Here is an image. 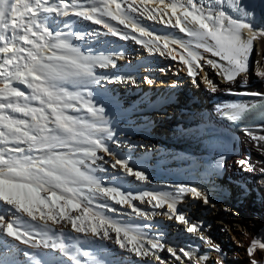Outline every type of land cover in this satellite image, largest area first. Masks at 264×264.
Segmentation results:
<instances>
[{"label": "snow or ice", "instance_id": "obj_1", "mask_svg": "<svg viewBox=\"0 0 264 264\" xmlns=\"http://www.w3.org/2000/svg\"><path fill=\"white\" fill-rule=\"evenodd\" d=\"M149 2L141 0V7L136 0H0V206L12 212V218L7 219L0 214V235L37 250L24 253L32 258V264H89L81 261L82 256L88 257L91 264H105L103 259L81 251L77 246L80 235L65 236L63 231L57 235L56 225L70 226L72 233L83 234L92 241L111 242L134 257L129 264H149L150 258L157 264H166L159 255L165 244L139 226L108 216L107 212H117L108 201L126 205L130 211L121 214L129 218L163 215L168 220L175 219L185 225L187 233L199 234L198 238L210 251H221L219 245L204 235L202 223H192L178 211L184 196L201 200L204 205L210 203L207 193L199 187L178 184L168 186L170 191L133 194L101 183L96 173L107 172L108 168L98 161L136 181L148 182L144 171L134 170L118 152L111 150L108 141L117 146L122 142L116 138L105 108L92 99L91 86L101 81L109 84L117 79L135 81L97 75V68H115L123 53L85 54L72 43L84 36L73 31L69 22L61 21L59 30L51 24L55 17L74 16L105 30H93L90 35L131 40L149 54L165 59L176 60L179 56L184 66L181 71L186 70L193 84L198 83L197 77L205 65L226 84L235 83L241 75L246 77L255 51L254 41L264 37V30H254L255 8L242 0H158L156 7L151 8L147 6ZM260 3L264 4V0ZM137 15L178 29L187 39L157 35L141 25ZM172 45L182 51L177 52ZM204 53H210V57ZM255 75L264 79V69L257 66ZM145 83L152 85L154 81L145 78ZM203 83L212 93L221 90L206 71ZM223 90L231 92L230 88ZM225 107L229 118L239 121L250 109L259 106L233 103ZM247 135L264 155V135H254L251 130ZM105 156L111 157V161ZM225 165L226 157L220 155L214 171ZM236 165L246 172L256 171L255 165L245 159L237 160ZM259 172L264 174V166ZM135 200L147 203L153 210L166 208V211L141 210L133 203ZM40 249L59 252L67 261L49 260ZM258 249L264 251V238H253L247 255L253 257ZM166 250L181 264L210 262L208 255L191 249L181 247L180 254L174 247ZM0 264L15 261L0 257ZM214 264L225 262L221 258ZM250 264H258L257 259L252 258Z\"/></svg>", "mask_w": 264, "mask_h": 264}, {"label": "bare ground", "instance_id": "obj_2", "mask_svg": "<svg viewBox=\"0 0 264 264\" xmlns=\"http://www.w3.org/2000/svg\"><path fill=\"white\" fill-rule=\"evenodd\" d=\"M136 2L141 7L143 6L141 0H136ZM157 3L158 0L155 2L150 0L147 6L156 7ZM137 19L141 25L157 35L187 39L178 29L166 27L139 15H137ZM61 21L69 22L73 31L84 36L82 40L73 39L72 43L80 47L85 54L114 55L123 53V59L116 60L115 68H97V75L124 77L125 81H135V83L120 82L117 79L111 84L101 81L99 85L91 86L92 99L97 106L105 108L111 126L117 133L116 138L122 142L120 146H117L108 141L111 150L114 153L118 152L134 170L144 171L148 182L136 181L134 177L126 176L122 172L103 165L102 161H98V164L108 168L107 172L96 173L101 178V183L105 187H119L121 191L133 194L160 190L170 191L168 186L178 184L199 187L207 193L210 203L204 205L201 200L184 196L180 199L183 203L179 202L178 211L192 223H202L204 235L219 245L221 251L219 253L210 251L209 246L198 238L199 234L187 233L184 230L185 225L178 224L175 219L168 220L163 215H154L151 219L135 216L129 218L121 213L130 211V209L126 205L122 207L112 201H108V203L115 207L117 212H107L106 214L121 223L139 226L150 237L159 239L165 244V250L159 253L161 258H174L167 252V247H183L200 255H208L210 257L209 264H214V261L221 258L225 264H250L252 258L257 259L258 264H264V251L258 249L251 258L246 251L253 238H264V174L259 172V168L264 166L262 163L264 155H261L256 144L239 131L225 130L230 134L228 147L222 149L225 151V167L218 172L206 174L196 172L201 165L200 160L205 157L206 153L211 152V149L205 146L203 130L208 125L225 126L217 119V115L222 108L223 100L227 98L224 94L226 91L223 89H232L234 83H224L210 66L205 65L204 71H201L198 76L203 87L195 90L196 86L193 85L194 87L188 88L187 82L192 81L187 76L186 70L181 71L184 66L179 62V56L176 60L165 59L158 54H149L142 45L131 40L121 41L112 36L90 35L93 30H105L100 25H93L89 21L74 16L55 17L51 27L59 30L62 28ZM172 22H175V17L172 18ZM113 23L115 22L113 21ZM119 27L123 28V26ZM171 47L176 48L175 45ZM254 48L255 51L252 55L254 69L256 70L257 66L264 69V55H261L264 51V37H258ZM133 50L137 51L135 56L132 53ZM176 51L181 52L182 50L176 48ZM204 55L210 57V53H204ZM157 68L160 71L164 69L161 73L167 74L169 69L170 78H166L161 73V75L157 74V77L154 73ZM205 71L208 77L218 85L220 91L212 93L206 88L203 83ZM174 73L179 75L174 76ZM252 75L256 76L248 72L246 77L241 75L237 79L248 81ZM145 78L156 80L161 86L150 89L155 84L148 85L145 83ZM170 86H175L183 93L182 90L186 89L187 94L184 97L189 100H182V95L180 97L178 94L179 90L170 88ZM20 87L23 88L22 85ZM68 87L69 90H72L70 85ZM180 104L188 110L187 115L183 117H178L183 109ZM164 108H168V112L173 115L165 113ZM70 114L75 115L76 113ZM162 117H166L168 120L167 127H165L169 129L168 132L156 130L155 124L165 120L161 119ZM169 132L173 134H169ZM129 136L133 138H129ZM152 145L154 146L152 147ZM217 151L221 150L216 149ZM99 154L104 155L103 153ZM105 159L111 161V157L105 156ZM240 159L251 162L255 165L256 171L246 172L237 167L236 161ZM183 163L187 167H182ZM98 202L103 203L104 201ZM133 203L147 212L166 211V208L153 210L150 205L141 203L139 200H135ZM241 208L246 210V223L240 220L243 214ZM0 214L5 215L6 219L12 218V212L4 211L2 206H0ZM216 223L220 227H224L225 232L215 231ZM169 224L176 227L177 234L168 229ZM54 231L57 235H60L62 231L65 236L69 233L72 236L80 235L77 246L81 251L88 252L91 257L96 259H103L105 264H129L134 259L109 241H92L84 237L83 234L72 233L70 226L56 225ZM112 235L115 236V233ZM25 252L35 253L37 250L20 245L10 237L0 235V257H8L14 260L15 264H32V258L25 256ZM39 252L46 253V258L49 260L67 261V258L62 257L59 252L45 249H40ZM80 259L82 262L88 261L91 264L88 257L82 256ZM149 264H157V262L150 258Z\"/></svg>", "mask_w": 264, "mask_h": 264}, {"label": "rangeland", "instance_id": "obj_3", "mask_svg": "<svg viewBox=\"0 0 264 264\" xmlns=\"http://www.w3.org/2000/svg\"><path fill=\"white\" fill-rule=\"evenodd\" d=\"M133 54H134V56L136 55V53H137V51H135V50H133V52H132ZM139 54V53H138ZM168 69V68H167ZM168 71H169V73L167 74V73H161L162 71H160V70H158V68L157 69H155V71H154V73L156 74V76L158 77V75H164V76H166V78H170L169 76H171V73H170V70L168 69ZM161 73V74H160ZM158 74V75H157ZM174 76H177V75H179V74H177V73H174L173 74ZM197 79H199L198 77H197ZM141 81H143L142 79H141ZM154 81V83L153 84H155V85H153V87L151 86L150 87V89H153V88H157V87H159V86H161V84H158L157 83V81L156 80H153ZM167 81V80H166ZM144 82V81H143ZM188 83V88H191L193 85H195L196 87H195V90L196 89H199V88H201V87H203V84H202V82L200 81V80H198V83L197 84H193L192 82H187ZM139 85H140V83H139ZM141 87H142V85H141ZM147 87H149V86H147ZM194 87V86H193ZM170 88H176L175 86H170ZM176 90H179L178 91V94L180 95V97H181V95H182V100H184V101H186V100H189L187 97L185 98L184 97V95H186L187 94V91H185L186 89H183L182 91H184V93L183 92H181L180 91V89H177L176 88ZM199 91V90H198ZM181 105V104H180ZM181 107H183L182 105H181ZM184 108H186V107H183V109H182V111L178 114V117H183L184 115H187V113H188V110L187 109H184ZM164 111H166L165 113H168V115H173V114H170L168 111H169V109L168 108H164ZM157 117V116H156ZM158 118V117H157ZM161 119H165L164 121H159V122H157L156 124H155V126H156V130L157 131H161V132H168L169 131V129H166L165 127H167V121L168 120H166V117H162ZM157 127H160V128H157ZM172 132H169V134H171ZM173 134V133H172ZM129 138H133V137H131V136H129ZM157 144V143H156ZM154 145H152V147H153ZM241 151V150H240ZM182 167H187L186 166V164H182L181 165ZM107 167H109L110 168V165H107ZM187 197H189V196H187ZM195 200H198V199H195ZM180 202H182L183 203V201H180ZM242 209V208H241ZM221 211H223V210H221ZM241 212L243 213L242 214V217H241V219L240 220H242V221H244L245 223H246V210L245 209H242L241 210ZM236 219V218H235ZM216 229H215V231L216 230H219L220 232H223L224 231V227H220L219 226V224H217L216 223V225L214 226ZM168 229H170L171 230V232L172 233H174L173 231H176V233L175 234H177L178 233V231H177V229H176V227H172V226H170V224H169V227H168ZM175 229V230H174ZM225 232V231H224ZM227 235H228V238L230 239V236H229V234L227 233ZM232 239V238H231ZM232 241V243H233V240H231Z\"/></svg>", "mask_w": 264, "mask_h": 264}]
</instances>
